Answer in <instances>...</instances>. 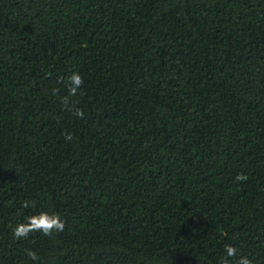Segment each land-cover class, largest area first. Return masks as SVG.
Wrapping results in <instances>:
<instances>
[{"label": "trees", "instance_id": "trees-1", "mask_svg": "<svg viewBox=\"0 0 264 264\" xmlns=\"http://www.w3.org/2000/svg\"><path fill=\"white\" fill-rule=\"evenodd\" d=\"M41 211L64 230L15 239ZM225 245L264 264V0H0V264H221Z\"/></svg>", "mask_w": 264, "mask_h": 264}, {"label": "clouds", "instance_id": "clouds-1", "mask_svg": "<svg viewBox=\"0 0 264 264\" xmlns=\"http://www.w3.org/2000/svg\"><path fill=\"white\" fill-rule=\"evenodd\" d=\"M66 79L69 96L62 97L61 102L65 109L71 111L73 110V106L71 105L69 97L76 96L79 93L84 81L78 72H72ZM61 82H63V79ZM74 115L80 119L85 116V113L83 109L75 107ZM63 135L66 141L70 142L73 139L71 133L65 132ZM235 179L237 182H243L246 181L248 177L244 173H238ZM30 203L31 202L29 201H24L22 206L28 208ZM64 228L65 222L58 214L41 211L38 214L26 217L25 222L15 225L12 228V235L17 240L26 239L33 232H41L45 236H51L53 232H61ZM25 254L34 262V264L39 259L38 254L34 250L25 249ZM232 260H235V264H253V260L250 257L238 255V250L234 246L225 245V255L221 264H232Z\"/></svg>", "mask_w": 264, "mask_h": 264}]
</instances>
